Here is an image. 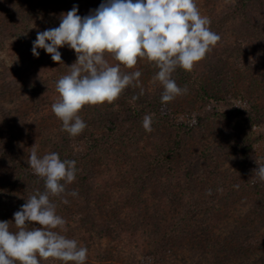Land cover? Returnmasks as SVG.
I'll list each match as a JSON object with an SVG mask.
<instances>
[{"label":"trees","instance_id":"obj_1","mask_svg":"<svg viewBox=\"0 0 264 264\" xmlns=\"http://www.w3.org/2000/svg\"><path fill=\"white\" fill-rule=\"evenodd\" d=\"M60 1L0 0V54L10 59L9 66L0 61V82L25 86L32 107L38 112L50 108V114L51 105L60 98L56 82L67 71H60L62 64L53 62L50 54L43 51L34 57L31 49L37 32L58 27L61 14L70 11ZM204 1L211 8L210 28L221 39L190 71L177 68L172 74L178 86L187 87V94L162 104L163 86L152 98L127 91L139 87L153 64L151 71L158 72L155 63L146 60L147 68L121 69L142 74L113 102L83 106L79 115L87 127L80 135L71 137L62 131L56 117L58 134L46 144L61 159L75 160L78 169L76 180L66 186V193L69 187L78 196H50L66 221L63 228L55 229L60 234L68 238L66 231L81 226L100 238L114 235L128 248L150 244L151 252L138 264H264V181L254 172L264 166V158L253 148L264 137L252 133L264 121V0H235L217 14L209 0ZM28 29L32 34H27ZM227 30L235 40L228 41ZM58 51L61 58L69 54L70 65L75 63L74 50L65 45ZM231 99L242 101L244 109L226 114L200 110ZM0 113L13 124L2 106ZM148 114L153 117L151 132L142 126ZM177 116L186 122H177ZM217 123L222 130L210 151L202 134H210ZM19 137L13 135L0 153V221L10 222L12 231L17 230L14 213L32 195L45 191L44 179L29 166L33 148H18ZM217 154L231 164L226 174L220 172ZM156 179L161 184L152 191L155 201L148 205L146 193ZM114 182L120 184L105 188L103 197L97 195ZM64 199L70 202L65 204ZM140 224L149 229L148 241L136 237ZM185 250L187 261L182 256ZM60 263L53 258L40 260V264Z\"/></svg>","mask_w":264,"mask_h":264},{"label":"clouds","instance_id":"obj_2","mask_svg":"<svg viewBox=\"0 0 264 264\" xmlns=\"http://www.w3.org/2000/svg\"><path fill=\"white\" fill-rule=\"evenodd\" d=\"M77 13V5L62 13L59 26L38 32L31 49L34 57L43 49L58 64H63L60 47L76 53L75 63L67 67L70 72L56 82L60 98L51 105L61 130L71 137L87 127L79 115L83 106L111 103L138 81L139 70L125 73L121 66L131 69L141 58L154 62L158 68L154 79L163 86L161 102L166 104L188 92L172 78L177 68L190 71L221 39L196 0H104L89 15ZM106 54L116 63L109 64ZM152 123V115H145L146 132L152 131ZM29 166L44 179L45 191L32 195L14 213L16 231L10 230V222L0 221V264H40L41 258L86 264L88 249L55 230L66 221L50 201L76 180V161L61 159L56 152L41 157L33 148ZM254 172L264 181V166ZM66 194L78 196L75 190ZM30 223L38 226L29 228Z\"/></svg>","mask_w":264,"mask_h":264},{"label":"rangeland","instance_id":"obj_3","mask_svg":"<svg viewBox=\"0 0 264 264\" xmlns=\"http://www.w3.org/2000/svg\"><path fill=\"white\" fill-rule=\"evenodd\" d=\"M235 0H209L210 6H214L217 12L225 11L227 6H230L234 3ZM62 5H66L67 9L71 10L73 5L78 6V12L83 16L89 15L92 11L97 9L99 5L104 2V0H61L60 1ZM197 6L200 9V12L202 15L209 17L211 8L206 7V2L204 0H196ZM84 15H83V14ZM40 21H38L39 23ZM42 22L40 23V25ZM231 27V26H229ZM43 31V30H42ZM33 30L27 31V34H32ZM226 36L228 37V41L231 42L235 40L231 36L230 30L226 31ZM38 33V32H37ZM37 36V35H36ZM259 47H256V52H259ZM37 51L43 52V49H37ZM70 52V50L68 51ZM71 53V52H70ZM259 54V53H257ZM64 56H62V67H60V71H67V74L70 72V69L67 67H70L71 65V59L68 53H63ZM76 56V55H75ZM76 59V57H75ZM106 59L108 60L109 64H115L116 61H114L109 54H106ZM74 60V59H73ZM147 59H138V63L131 69L126 68L124 66H121V69H126L127 71H131L132 69H137L139 66H146L147 65ZM0 61H4L3 64L5 66L10 65V59L7 55L4 53L0 54ZM74 62V61H72ZM154 63V62H153ZM73 64V63H72ZM152 64V63H151ZM154 65V64H153ZM152 65V67H153ZM4 66V67H5ZM151 67V68H152ZM1 68V67H0ZM151 68H148L149 71L146 72V75L144 78L140 79V83L138 88L131 87L127 91L135 92L136 95L139 96H147V98H152L156 95V90L162 89V85L159 81L155 80L154 77L156 75V71L153 73L151 71ZM262 68V66H261ZM1 70V69H0ZM55 77V74H53ZM126 93V92H124ZM37 98H40L38 96ZM44 98V97H42ZM31 100V101H30ZM32 102V103H31ZM38 102V101H37ZM0 106L3 107L5 113L7 112L9 114V117L13 124L7 123V117L3 116L2 113H0V153L5 152V146L10 143L11 137L14 136H20L19 137V143H17V147L19 148V145L21 147H27L30 146L32 148H35L37 150V153L39 156H43L45 154H48L52 151V148H49L47 146L48 140L53 141V139L56 138V135L58 134L56 130V116L51 113L50 108H45L42 112L36 111L37 109L32 107L33 106V98L29 95V91L26 89L25 86L20 85L19 83L15 82H9L7 84H4L0 82ZM235 108L237 109H244V104L240 100L231 99L228 103H214L211 102L209 106L201 107V111H208L211 112L213 109L216 111H220V113H227ZM49 109V110H48ZM248 109V108H247ZM175 119L179 123L186 122L185 118L182 116H177ZM9 121V120H8ZM13 130H11V128ZM217 129V130H216ZM15 130V131H14ZM221 123H217V125H214L211 128L210 134H202L204 135V141L202 143L207 142V144L210 145V151H212L214 148L213 146L216 145L215 137L216 135L220 134ZM20 132V134H18ZM252 133L254 137H264V121L259 122L255 127L252 128ZM11 138V139H10ZM18 138V137H17ZM12 142V141H11ZM54 142V141H53ZM45 145V146H44ZM208 148V147H206ZM257 156L260 158H264V141L261 139L256 141L253 146ZM44 149V150H43ZM33 150V149H32ZM43 150V151H42ZM215 152V151H214ZM213 152V153H214ZM212 154V152H211ZM218 158L221 160V164L217 160V164L220 168V172H223L226 174L227 170L231 167V164L229 165L228 162H224L222 160V157H229V154L225 153V156L219 155ZM160 179H156V181H151L149 185V192L147 194V199L150 204H153L155 201L153 198L152 191H155L156 187L158 188V185L160 186L161 182ZM160 183V184H159ZM109 185H104L102 187V191H98L97 195L102 197L105 193V188H111L115 185H119L120 182H114V183H108ZM73 190H70L68 187V193L72 192ZM90 194H93L91 192ZM94 200V199H93ZM102 201H105V198L101 199ZM70 202V201H68ZM3 202L1 201L0 204ZM239 206V202H235ZM149 209V208H148ZM167 210L169 208L167 207ZM172 214L168 215V218L172 220ZM162 219V214H161ZM69 220V219H68ZM141 223V222H140ZM79 228V229H78ZM81 226L77 228L70 229L66 232H69V239H75L77 240L78 244L80 246H84L88 249V256L86 260V264H138L139 261L146 256L147 253L151 252L150 244H141L142 247L139 248H128L122 245V242L119 241V239L114 238V235H109L103 238H100L98 234H94L93 232H89ZM126 228H129L126 226ZM138 231L136 234V237H138L139 240L142 239V241H148L147 238H145V234H147L148 228L145 229L140 224V227H137ZM148 244V245H147ZM188 250L183 251L182 256L185 257L187 261L188 256ZM181 256V258H182ZM146 262H144L145 264ZM60 264H63L61 262ZM182 264V263H179Z\"/></svg>","mask_w":264,"mask_h":264}]
</instances>
